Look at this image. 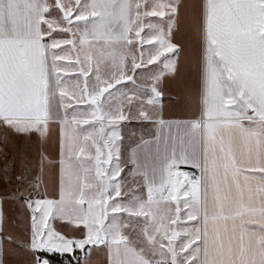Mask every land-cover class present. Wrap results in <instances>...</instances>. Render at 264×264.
<instances>
[{"label":"snow or ice","instance_id":"snow-or-ice-1","mask_svg":"<svg viewBox=\"0 0 264 264\" xmlns=\"http://www.w3.org/2000/svg\"><path fill=\"white\" fill-rule=\"evenodd\" d=\"M191 21L198 116L122 162V122L173 127L157 105L190 59ZM48 170L58 199H34ZM13 180L31 224L18 243L0 197V264L76 249L77 264L105 250L107 264H264V0H0V183Z\"/></svg>","mask_w":264,"mask_h":264},{"label":"crops","instance_id":"crops-1","mask_svg":"<svg viewBox=\"0 0 264 264\" xmlns=\"http://www.w3.org/2000/svg\"><path fill=\"white\" fill-rule=\"evenodd\" d=\"M194 21L186 23L181 32V36L178 37L185 42L186 47L196 48V38L194 33ZM147 32V29H145ZM189 55L190 59L185 62L184 69L181 73V76L177 79H167L165 81V90L162 92L161 101L157 105L158 109V118L162 116L165 124H171L173 127L171 130L165 128L163 133L159 131V125L154 122H142V121H125L127 125H136L143 124L151 126L150 133L145 135L141 139L134 140L127 149V160L131 155L132 149L136 147L137 144H141L144 141L154 142L157 136L161 137V148L163 149L164 136L169 134L179 136V133L183 131V129L178 130L175 125L183 124L187 121L194 119L198 116L197 105L195 103V99H198V92L200 89V81L198 83L197 78L193 86L188 85L187 78L192 76V69L196 71V77L198 75L197 68L194 59H192V51ZM163 68V64L159 65V69ZM191 93L194 97V102L189 103L187 101L188 94ZM247 123V121H245ZM46 150L48 156L52 161H58L59 159V145L55 141L50 142L46 146ZM31 153V158L33 160L37 159L38 145H31L29 148ZM141 163H144L143 157H141ZM157 161L155 159V143H153V159L148 161L149 171L151 167L156 164ZM190 166L181 165L180 168ZM132 165L128 163L127 170L131 169ZM179 168V169H180ZM47 187L45 185H34L28 187V191H32L35 188V192L33 193V198H42L47 195V198H57L59 195V176L58 170H48L46 171ZM128 179H132V177H128ZM15 180L11 185L0 183V197H4L3 201V212L5 215V228L8 233H10L13 237L17 239V242H22L25 236L28 235L27 229L30 227L31 220L29 216V210L25 205H22L18 200L14 198H8V194L15 187ZM138 189L143 193L147 194L146 187L144 186L142 178L139 180ZM57 224L59 222H56ZM75 251L81 252L79 249ZM82 253V252H81ZM48 254V253H46ZM67 254V253H66ZM84 253H82L83 255ZM44 255V254H43ZM81 255V257H82Z\"/></svg>","mask_w":264,"mask_h":264},{"label":"rangeland","instance_id":"rangeland-1","mask_svg":"<svg viewBox=\"0 0 264 264\" xmlns=\"http://www.w3.org/2000/svg\"><path fill=\"white\" fill-rule=\"evenodd\" d=\"M150 19H151V22H154V23L157 22V20H158V18H150ZM54 35H56V38H61L57 34H54ZM187 49H188V55L191 54L190 53L191 51H192V54L194 55L195 48L188 47ZM192 74L193 75L189 76L186 80L188 85H191V86L194 85L196 78H197V81L199 83V78H198V75L196 77L195 69H192ZM166 86H165V84H163V91L165 90ZM150 130H151V126H149V125H143V124L127 125L126 122H122V124L120 126L121 140L117 142V145H118L119 151H120V160L122 162L127 161V149L129 147V145L131 143H133L134 140L141 139L145 135H148L150 133ZM122 166H124V165L122 164ZM127 166H128V164L126 165L125 173H122V175L126 174ZM128 180L131 181V179H128ZM134 190L136 191V193L138 195H143L146 198L147 194L140 191L137 186H134ZM75 252H78V251H74V253H72V254H64L66 257H60L61 261L59 264H75L77 262L75 257H77V256L80 257V255H76ZM83 256H84V254L81 257V260L83 259ZM91 264H107L106 250L104 252L93 254L92 259H91Z\"/></svg>","mask_w":264,"mask_h":264},{"label":"trees","instance_id":"trees-1","mask_svg":"<svg viewBox=\"0 0 264 264\" xmlns=\"http://www.w3.org/2000/svg\"><path fill=\"white\" fill-rule=\"evenodd\" d=\"M79 253L78 252H75L76 255H80V257H81L82 253L81 252H79ZM44 255L46 257L50 258L53 261V264H59L60 261H61V258L60 257H66L65 255L64 256H59L58 254H56L55 256H52L51 254L44 253ZM75 264H77V262Z\"/></svg>","mask_w":264,"mask_h":264},{"label":"built area","instance_id":"built-area-1","mask_svg":"<svg viewBox=\"0 0 264 264\" xmlns=\"http://www.w3.org/2000/svg\"><path fill=\"white\" fill-rule=\"evenodd\" d=\"M179 171H187V172H189L190 175L193 174V173L196 174V175H199V173L196 172V170L192 169V168L182 167V168L179 169Z\"/></svg>","mask_w":264,"mask_h":264}]
</instances>
